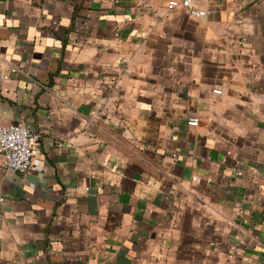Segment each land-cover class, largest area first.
<instances>
[{"label":"crops","instance_id":"1","mask_svg":"<svg viewBox=\"0 0 264 264\" xmlns=\"http://www.w3.org/2000/svg\"><path fill=\"white\" fill-rule=\"evenodd\" d=\"M168 1L0 0V264H264V0Z\"/></svg>","mask_w":264,"mask_h":264},{"label":"built area","instance_id":"2","mask_svg":"<svg viewBox=\"0 0 264 264\" xmlns=\"http://www.w3.org/2000/svg\"><path fill=\"white\" fill-rule=\"evenodd\" d=\"M178 5L187 6L191 12L196 15L204 16L206 11L202 8L192 5V0H169L168 7L173 8ZM215 92H220L219 87L214 88ZM199 117L196 115L188 118V123L191 125L197 124ZM40 138V134L31 127L12 123L3 125L0 124V155L6 167L19 171H27L33 163V145ZM0 199L3 197L0 196Z\"/></svg>","mask_w":264,"mask_h":264}]
</instances>
